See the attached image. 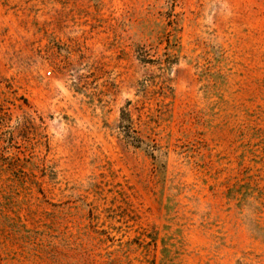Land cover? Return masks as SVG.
Instances as JSON below:
<instances>
[{
    "label": "rangeland",
    "instance_id": "1",
    "mask_svg": "<svg viewBox=\"0 0 264 264\" xmlns=\"http://www.w3.org/2000/svg\"><path fill=\"white\" fill-rule=\"evenodd\" d=\"M0 264H264V0H0Z\"/></svg>",
    "mask_w": 264,
    "mask_h": 264
}]
</instances>
